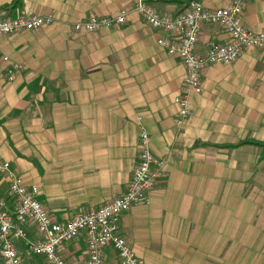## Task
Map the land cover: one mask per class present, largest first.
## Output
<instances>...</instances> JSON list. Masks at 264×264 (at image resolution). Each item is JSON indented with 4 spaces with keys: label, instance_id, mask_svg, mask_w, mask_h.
<instances>
[{
    "label": "crops",
    "instance_id": "crops-1",
    "mask_svg": "<svg viewBox=\"0 0 264 264\" xmlns=\"http://www.w3.org/2000/svg\"><path fill=\"white\" fill-rule=\"evenodd\" d=\"M189 1L150 5L173 16ZM196 1L216 10L232 0ZM13 2L0 0L8 18L52 15L55 22L0 35V161L9 162L25 186L37 187L49 217L63 222L80 207L98 209L124 192L137 165L142 126L151 152L166 166L145 195L149 204L131 208L119 220V232L137 259L239 264V236L264 231L246 226L240 216L241 204H247L243 187L256 197L250 202L264 203V150L215 145L264 142V50L244 49L234 63L207 66L201 94L190 97V116L177 129L175 97L184 66L157 45L166 34L132 13L130 0H22L21 7L12 8ZM121 12L126 18L119 26L73 30L75 22ZM242 18L246 29L264 32V0H246ZM229 40L221 27L205 25L196 53L205 54L209 41ZM4 56L22 65L12 82ZM0 199H9L2 177ZM25 231L29 239L37 238L32 225ZM15 248L23 264H46L42 256L27 254L20 241ZM61 256L65 264H84V237L65 243ZM103 264H118L112 250Z\"/></svg>",
    "mask_w": 264,
    "mask_h": 264
},
{
    "label": "built area",
    "instance_id": "built-area-1",
    "mask_svg": "<svg viewBox=\"0 0 264 264\" xmlns=\"http://www.w3.org/2000/svg\"><path fill=\"white\" fill-rule=\"evenodd\" d=\"M158 0H130L131 12L136 14L153 30L165 33L157 40V45L178 59L184 66L185 75L181 88L175 97L177 113L175 126L183 127L190 116L189 99L200 95L201 74L214 64L234 63L244 49L264 50V32L253 33L243 25V6L246 0H232L226 7L216 10L206 9L201 2L190 0L186 8L175 15L159 14L150 5ZM126 13L116 18L90 17L75 22V32L94 33L103 28L119 26L125 22ZM55 22L52 15L18 16L8 18L0 11V35H16L35 31ZM217 25L229 36L228 43L209 41L206 53H196L198 36L203 26ZM6 78L12 82L22 65L10 63L8 57ZM141 120V118H138ZM137 165L124 192L110 203L86 210L78 208L69 220L53 221L39 203L37 187L25 186L13 172L9 162L0 161V177L8 183V200L0 199V264H23L15 248L20 241L27 254L42 256L46 264H65L61 253L64 244L84 237L87 260L84 264H103L105 253L112 250L118 264H142L135 256L130 244L119 232L122 214L139 205H148L145 196L163 178L166 161L153 155L150 138L144 127H140ZM32 225L37 234L34 240L26 236V228Z\"/></svg>",
    "mask_w": 264,
    "mask_h": 264
},
{
    "label": "rangeland",
    "instance_id": "rangeland-1",
    "mask_svg": "<svg viewBox=\"0 0 264 264\" xmlns=\"http://www.w3.org/2000/svg\"><path fill=\"white\" fill-rule=\"evenodd\" d=\"M244 189V190H243ZM241 197L247 204H241L240 216L245 217L246 226L264 227V203H253L248 200L249 191L243 187ZM255 193V190L253 191ZM255 216V219L253 217ZM252 217V218H251ZM263 230V229H257ZM239 264H264V231L256 234L240 235ZM245 239V241H243Z\"/></svg>",
    "mask_w": 264,
    "mask_h": 264
},
{
    "label": "trees",
    "instance_id": "trees-1",
    "mask_svg": "<svg viewBox=\"0 0 264 264\" xmlns=\"http://www.w3.org/2000/svg\"><path fill=\"white\" fill-rule=\"evenodd\" d=\"M186 1H189V0H183L182 4H184ZM21 6H22V0H14L12 8L21 7ZM244 145H251V146L258 147L264 150V142L257 141V140H250V139L242 140L235 145H217V146L215 145V147L223 149V148H230V147H240Z\"/></svg>",
    "mask_w": 264,
    "mask_h": 264
}]
</instances>
